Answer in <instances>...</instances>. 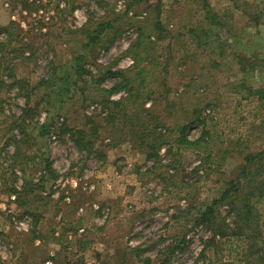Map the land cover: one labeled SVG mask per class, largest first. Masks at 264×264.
<instances>
[{"label": "rangeland", "instance_id": "1", "mask_svg": "<svg viewBox=\"0 0 264 264\" xmlns=\"http://www.w3.org/2000/svg\"><path fill=\"white\" fill-rule=\"evenodd\" d=\"M208 1L223 25L198 41L187 30L199 10L187 0H0V264H264L241 242L228 203L216 204L224 221L218 231L193 218L238 176L243 155L264 146V125L255 118L262 104L227 80L241 54L254 63L246 83L264 87V0ZM140 33L157 45L145 48L144 65L168 74L133 83L132 94L100 91L117 71L133 76L126 50ZM88 35L99 41L82 49ZM77 52L90 98L49 106L36 83L52 62ZM156 56L161 63L154 68ZM62 70L57 65L54 73ZM165 85L176 101L171 127L194 121L196 104L214 107L198 112L205 133L190 125L185 144L177 143L178 133L167 134L171 150L162 145L154 160L129 134V118L123 127L117 121L134 111L123 98L140 94L152 108L150 98ZM47 120L50 132L38 135ZM258 206L264 238V203Z\"/></svg>", "mask_w": 264, "mask_h": 264}, {"label": "trees", "instance_id": "2", "mask_svg": "<svg viewBox=\"0 0 264 264\" xmlns=\"http://www.w3.org/2000/svg\"><path fill=\"white\" fill-rule=\"evenodd\" d=\"M187 1L195 4L196 8L199 10L198 12H195L193 14H197V25H199L198 27H200L201 32H198L199 35L197 34V32L195 33L197 25L190 27L187 30L190 35H195L198 41H200L204 34L208 35L209 32L211 34L214 25H223V22L221 21L219 15L213 10L208 0ZM250 18L255 21L258 16L251 15ZM102 24L104 25V23ZM98 25L101 26V23H99ZM8 28L9 26L3 28L5 31H7L6 33H8ZM183 35L184 33H182V36ZM145 39L146 38L142 37L140 33L138 37L133 42H131L126 50L127 54L132 56V58L134 59L131 67V69L133 70L130 69V71H133V76L129 77L125 71H117L114 74V81L108 87H100V91L110 94L124 88L128 91L129 94H132V87L129 86H132L133 83H142L144 82V80H147L149 78L153 79L157 76L168 74L166 73L168 72L166 67L151 70L144 65L145 63L143 58L146 55L145 48H148L149 43L152 44V50L157 46L156 42L150 40H148V42H145ZM96 41H99L98 37L88 35L82 42L81 47L82 49L91 48V46L95 44ZM219 46L222 48L221 49L219 47L221 49L219 56L222 57L224 55L223 53H221L223 52V45L220 43ZM147 55L150 56V53L148 52ZM82 57L83 54L77 52L76 54L71 55L70 58L65 59L64 61L56 65L53 64L54 62H52V66L50 68L51 72L45 77H41V80L36 83L37 85L42 86V94L46 96V103L49 106L52 105V100L57 103L56 107L58 109H61L66 102L72 99L77 102H81V100L83 99L90 98V96L85 94V92L87 89H91V85L89 83L86 84L88 80L84 81L83 78H81V71L84 70L83 63L81 61ZM1 58L2 57H0V59ZM157 59L158 56L153 57L154 68H157V66L161 63V61H157ZM19 60L20 59L17 54L15 56L14 64H16ZM235 61L237 64L236 68H233L234 70L231 69L232 71L229 70L230 72L227 75L232 79L229 78L227 80L232 83V87L235 90L234 92H243L245 96L244 99L252 97L262 104L263 115L256 114L255 118L259 124L256 126H261L262 124L264 125V87H253L247 84L244 78L245 70L249 69V66L250 69L253 70L254 63L250 62L245 55L243 56L241 54L235 55ZM260 62V66L264 68V57L260 59ZM213 64L215 66L214 68H216V66H218L220 63L215 59V61L213 60ZM57 65L58 67L60 66L63 68L62 73H60L59 75H56L54 73ZM217 70L219 71V69ZM222 71L224 72L223 68L221 69V74ZM207 72L208 71H206V73ZM202 73V71H198L197 77L199 75H202ZM13 77L14 79H16L14 83L19 90L20 88H22L21 82L15 75ZM78 77L81 78L79 81H77ZM213 77L214 75L212 74V78ZM182 78H188L185 76L184 72ZM193 78L194 77L190 75L189 79L193 80ZM89 79L91 80L92 78ZM184 85L188 86V83H184ZM162 86L164 87V85ZM154 92L155 90H153V93ZM153 95H156V93ZM139 96L140 94H135L134 98L136 99H127L126 97L121 100L122 105H126L127 103H134V111L123 113L118 119L117 123L121 124L125 121L124 119L129 118L127 122L129 124V134H131V136L133 134V137L139 141L138 144L140 146L137 145L138 148L141 147L140 149L147 150V156L153 158L154 160L159 157L158 149L162 145H165L168 152L171 150L172 145H166L169 140V135L172 134L173 137L176 135V133H178L180 136L176 137V140H178L179 138L177 143L181 144L180 142L183 141V143L185 144L191 143L185 136L189 127L202 125L200 133H205V131L203 130L205 119L198 116V112L204 110L207 107H209L210 109H213L214 107V104L209 103L204 104V108L199 110L200 106L196 104L195 107L193 106L192 108V113H195L197 115L194 118V121L192 120L193 122H187V120L180 121L182 123L175 122L171 127V123L169 120H171V112L173 107H175L176 101L174 99L172 91L167 85H165L162 93L157 94L156 97L150 98L149 107L152 106V108L144 107L145 99L144 97L139 98ZM135 108H138L139 110L135 111ZM149 116L152 118L151 121L147 120V117ZM52 125L53 120H47L45 123L40 124L37 131L38 135H48ZM90 129H92L91 131L93 133L95 131L94 129H96V126L92 125ZM81 132L82 130L78 129L76 131V134H80ZM74 137L76 138L77 136L75 135ZM195 142L197 143L198 140L194 141L193 143ZM232 145H234V143H232ZM236 145H239V142ZM243 160L244 164L242 165L238 176L229 180V187L223 190L217 199H214L212 203L208 204L204 209L200 210L193 218L196 224H206L212 227L214 230L218 231L221 228L220 226H224V221L217 211L216 204L221 202L228 203L229 211L232 212L233 216L232 222L234 223V228L236 226L241 229V242L246 244L247 249H249L250 253L260 252L264 260V238L261 237L258 230L260 229V226L258 220L259 213L257 210L259 207L258 204L264 203V146L255 147L254 150L246 152L245 155H243ZM247 229L248 231H250L249 233L246 231ZM211 240L213 239H210V243L208 245L214 244V241ZM174 248L178 247L175 246ZM201 256L204 255L202 254ZM163 261L166 262L167 259L164 258Z\"/></svg>", "mask_w": 264, "mask_h": 264}]
</instances>
